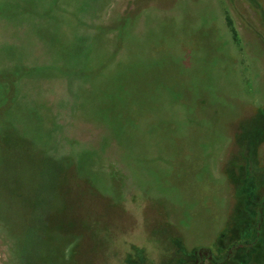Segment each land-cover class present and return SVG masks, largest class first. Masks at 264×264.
<instances>
[{
	"label": "rangeland",
	"instance_id": "obj_1",
	"mask_svg": "<svg viewBox=\"0 0 264 264\" xmlns=\"http://www.w3.org/2000/svg\"><path fill=\"white\" fill-rule=\"evenodd\" d=\"M263 119L264 0H0V264H264Z\"/></svg>",
	"mask_w": 264,
	"mask_h": 264
},
{
	"label": "trees",
	"instance_id": "obj_2",
	"mask_svg": "<svg viewBox=\"0 0 264 264\" xmlns=\"http://www.w3.org/2000/svg\"><path fill=\"white\" fill-rule=\"evenodd\" d=\"M15 5H14V7H18V8H22L21 7V5L20 4H18V3H14ZM121 36V35H120ZM120 36H118V37H120ZM81 67L82 66H80L79 67V70L81 69ZM37 70V69H36ZM56 71L58 72V76H62V74L63 75H65V77H71V76H74V74L73 73H75V72H67V73H65L64 72V70L63 69H61V70H58V69H56ZM82 73V72H81ZM263 122H264V119L262 120ZM262 122V123H263ZM251 196V194H249V196L248 197H250ZM252 197V196H251ZM251 201H250V203L252 202L254 205H256L257 206V212L256 213H262L263 214V207H264V201H259V200H257V199H250ZM248 201V200H247ZM257 201H259V202H257ZM249 202V201H248ZM262 210V211H261ZM261 214V215H262ZM253 231H254V234L258 237L259 236V233H260V223L259 222H255V228L253 229ZM248 242H251V240L249 241L248 240ZM222 259H223V257H222ZM221 259V260H222ZM188 261H186L184 264H188L187 263Z\"/></svg>",
	"mask_w": 264,
	"mask_h": 264
}]
</instances>
